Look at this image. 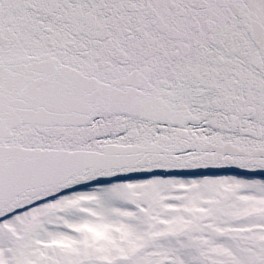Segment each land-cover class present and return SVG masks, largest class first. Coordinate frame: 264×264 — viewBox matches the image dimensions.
Here are the masks:
<instances>
[{
    "label": "snow or ice",
    "instance_id": "snow-or-ice-1",
    "mask_svg": "<svg viewBox=\"0 0 264 264\" xmlns=\"http://www.w3.org/2000/svg\"><path fill=\"white\" fill-rule=\"evenodd\" d=\"M0 264H264V0H0Z\"/></svg>",
    "mask_w": 264,
    "mask_h": 264
}]
</instances>
